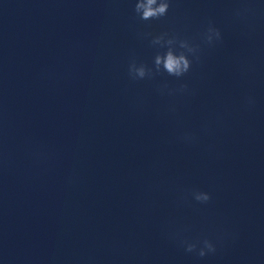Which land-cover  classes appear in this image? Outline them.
I'll use <instances>...</instances> for the list:
<instances>
[{"label":"clouds","instance_id":"obj_1","mask_svg":"<svg viewBox=\"0 0 264 264\" xmlns=\"http://www.w3.org/2000/svg\"><path fill=\"white\" fill-rule=\"evenodd\" d=\"M171 6V0H136L134 13L141 21L160 20L168 15ZM256 9L253 7V0H240V6L234 9V15L238 19L246 20L250 15L255 14ZM145 38L151 37L150 44L157 48L152 58V64L149 66L144 62L138 61L135 57L131 58L128 63V76L132 81L152 79L157 75L167 74L177 80H182L192 70L194 63L201 61L203 47H214L223 41V34L220 28L216 27L212 21H209L205 29L200 34V43H194L186 38H181L177 34L167 32L158 35L151 33L143 34ZM164 88H167L165 83ZM190 93L188 84L182 83L176 89H169L168 95ZM161 94L163 89H161ZM246 103L254 105V97H247ZM175 111V108L172 109ZM185 144H193L197 136L193 132H184L180 138ZM200 204H207L212 200L209 192L193 189L189 193L181 196L182 202H188V197ZM179 245L187 253H192L199 258L215 254L217 251V241L208 237L196 240H190L182 236L178 231L173 234Z\"/></svg>","mask_w":264,"mask_h":264}]
</instances>
